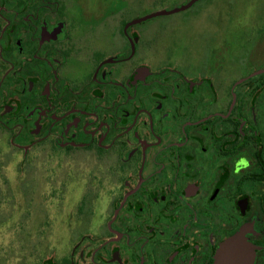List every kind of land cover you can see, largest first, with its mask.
<instances>
[{"label": "flooded vegetation", "instance_id": "af4514ba", "mask_svg": "<svg viewBox=\"0 0 264 264\" xmlns=\"http://www.w3.org/2000/svg\"><path fill=\"white\" fill-rule=\"evenodd\" d=\"M101 5L0 0V128L23 157L96 161L80 227L15 264H264V24L228 26L167 88L136 66L142 21ZM13 69L19 106L2 103Z\"/></svg>", "mask_w": 264, "mask_h": 264}, {"label": "rangeland", "instance_id": "374dc122", "mask_svg": "<svg viewBox=\"0 0 264 264\" xmlns=\"http://www.w3.org/2000/svg\"><path fill=\"white\" fill-rule=\"evenodd\" d=\"M187 1L112 0L113 6L108 8L119 10L114 22L119 24L122 19L171 9ZM101 3L103 0H82L89 13L102 8ZM104 14L109 11L104 10ZM103 19L92 18L86 25L95 26ZM256 24H264V0H197L188 8L153 16L133 27L141 47V65L136 66L152 73L147 78L150 83L161 80L168 88L182 77L190 83L194 74L193 52H205L209 42H222L228 26L234 34L241 31L239 26ZM16 80L13 69L4 83L3 104L19 106L28 102L29 96L15 95ZM14 131L0 128V264H15L24 253L30 259L33 253L46 257L48 250L61 249L62 233L80 227L76 202L83 187L95 184L93 155L81 159L73 156L70 160H48L44 155V160L38 161L36 155L42 148L39 144L23 157V149L11 142Z\"/></svg>", "mask_w": 264, "mask_h": 264}, {"label": "water", "instance_id": "95a60500", "mask_svg": "<svg viewBox=\"0 0 264 264\" xmlns=\"http://www.w3.org/2000/svg\"><path fill=\"white\" fill-rule=\"evenodd\" d=\"M195 1H197V0H188L186 3L181 4L178 7H174V8L166 9V10L165 9H163V10H157V11H154V12H151V13H148V14H145L143 16H140L138 18H135V19L130 20L129 22L126 23V25L138 23V22L144 21V20H146L148 18H151L153 16L162 15V14H166V13H172V12H176V11H179V10H182V9H185V8H188Z\"/></svg>", "mask_w": 264, "mask_h": 264}, {"label": "clouds", "instance_id": "9594fccd", "mask_svg": "<svg viewBox=\"0 0 264 264\" xmlns=\"http://www.w3.org/2000/svg\"><path fill=\"white\" fill-rule=\"evenodd\" d=\"M238 164V167L235 169V172L237 174H239V170H240V167L239 166H243V167H247V160L245 157H241L240 160L237 162Z\"/></svg>", "mask_w": 264, "mask_h": 264}]
</instances>
